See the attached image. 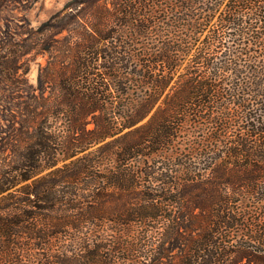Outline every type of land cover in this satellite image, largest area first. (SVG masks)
Wrapping results in <instances>:
<instances>
[{
	"label": "trees",
	"instance_id": "1",
	"mask_svg": "<svg viewBox=\"0 0 264 264\" xmlns=\"http://www.w3.org/2000/svg\"><path fill=\"white\" fill-rule=\"evenodd\" d=\"M0 111V264H264V0H69Z\"/></svg>",
	"mask_w": 264,
	"mask_h": 264
},
{
	"label": "rangeland",
	"instance_id": "2",
	"mask_svg": "<svg viewBox=\"0 0 264 264\" xmlns=\"http://www.w3.org/2000/svg\"><path fill=\"white\" fill-rule=\"evenodd\" d=\"M69 0H35L25 7L7 9L0 12V34L8 31L16 40H21L29 32L37 29L40 25L59 12ZM30 73L27 76L32 86L37 85L39 65H45L47 55L35 56L31 54ZM4 129H3V128ZM4 122L0 111V168L2 167V150L5 142ZM1 198V196H0Z\"/></svg>",
	"mask_w": 264,
	"mask_h": 264
}]
</instances>
